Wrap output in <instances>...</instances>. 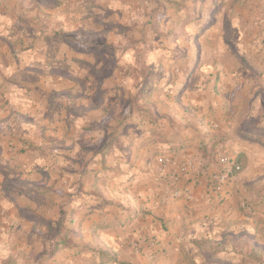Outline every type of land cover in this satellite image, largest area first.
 Wrapping results in <instances>:
<instances>
[{"label":"rangeland","instance_id":"rangeland-1","mask_svg":"<svg viewBox=\"0 0 264 264\" xmlns=\"http://www.w3.org/2000/svg\"><path fill=\"white\" fill-rule=\"evenodd\" d=\"M192 148L232 205L163 203ZM121 263L264 264V0H0V264Z\"/></svg>","mask_w":264,"mask_h":264},{"label":"crops","instance_id":"crops-1","mask_svg":"<svg viewBox=\"0 0 264 264\" xmlns=\"http://www.w3.org/2000/svg\"><path fill=\"white\" fill-rule=\"evenodd\" d=\"M194 146L196 145V142H192ZM212 145H215L214 142ZM187 151V150H185ZM185 151H182L183 156H186V158L189 157L196 166H194L188 174L183 176L178 182H175V180L172 178V176L168 177V184L170 183L171 186H169L170 197L166 196L164 197L163 203L164 204H173L175 203L176 206L179 207V209H187L186 207L199 209V211H208V209L216 206H222V205H232V193H233V186L239 176H235L233 180L228 185L226 191L221 196H214L211 195L208 189L209 184V177L211 174H213L216 171L215 167L206 168L207 171L202 168L199 170V166L197 161L199 158L196 157V149L192 148V150L185 154ZM237 154L234 155L233 153H230V158L241 160V155L238 154L239 152H236ZM188 156V157H187ZM242 163V160H241ZM242 169H243V163H242ZM178 194V197L175 196V194ZM189 196V197H188ZM242 205V204H241ZM205 209V210H203ZM198 211V210H197ZM156 216V210L152 212V214L147 217L146 225L150 228L148 231H158L159 224L157 221L153 222L155 220ZM161 228L163 227L162 224H160ZM154 232V231H153ZM128 264V263H127Z\"/></svg>","mask_w":264,"mask_h":264},{"label":"built area","instance_id":"built-area-1","mask_svg":"<svg viewBox=\"0 0 264 264\" xmlns=\"http://www.w3.org/2000/svg\"><path fill=\"white\" fill-rule=\"evenodd\" d=\"M158 162L161 166H176L175 172L172 176L175 180L188 174L192 168L190 162L179 166L175 164L171 158L165 159L161 157L158 159ZM218 163L219 167L216 168V171L209 177L208 184L209 192L214 196H221L226 191L233 178L242 170V167L237 163L236 159L230 158V156L227 155H221L218 159ZM243 206H245V204H243Z\"/></svg>","mask_w":264,"mask_h":264},{"label":"trees","instance_id":"trees-1","mask_svg":"<svg viewBox=\"0 0 264 264\" xmlns=\"http://www.w3.org/2000/svg\"><path fill=\"white\" fill-rule=\"evenodd\" d=\"M113 138H114V136H113ZM114 144H115L114 142H111L110 145H114ZM214 144H216V142H214ZM237 163L242 167V163H241V160L240 159H238ZM95 199H97V198H95ZM99 259H105V256H101V257H99ZM111 261L115 262L114 259H112ZM121 264H127V263H121Z\"/></svg>","mask_w":264,"mask_h":264}]
</instances>
